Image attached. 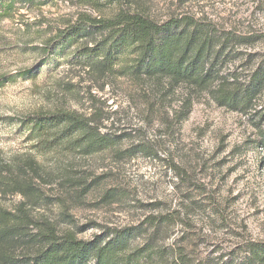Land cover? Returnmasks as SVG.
I'll return each mask as SVG.
<instances>
[{"label": "trees", "instance_id": "1", "mask_svg": "<svg viewBox=\"0 0 264 264\" xmlns=\"http://www.w3.org/2000/svg\"><path fill=\"white\" fill-rule=\"evenodd\" d=\"M194 1L175 0L174 8L156 16L147 0H74L97 14L79 11L42 39L35 47L40 56L37 66L52 55H70L71 64L102 81L101 88L109 78H125L143 84L145 96L156 101L177 92L179 103L172 118L179 124L193 103L205 97L241 116L250 129L244 141L253 138L264 168V53L254 51L264 34L192 11L189 6ZM46 2L0 0V24L12 20L21 7ZM25 71L23 75L29 73ZM5 80L0 77V87ZM89 111L57 109L16 120L29 130L33 151L21 160L13 157L0 163V264H200L184 230L193 220L191 211L199 207V197L207 195L190 184L184 166H173L186 187L185 192L177 187L173 205L151 202L136 220L103 224L91 238L78 236L81 228H76L67 205L59 204L53 217L45 212L54 197L43 190L49 182L37 154L85 158L115 150L127 160L138 154L158 156L154 141L118 133L113 121L104 124L98 108L93 105ZM164 116L168 126L167 109ZM129 137L130 145L117 150ZM65 167L59 166L64 169L60 185L75 201L99 183V175L76 177ZM7 195L21 198L8 207L1 202ZM125 196L122 190L108 188L101 199L110 204ZM62 222L70 226L63 227ZM203 264H264V240L243 239L216 259L206 255Z\"/></svg>", "mask_w": 264, "mask_h": 264}, {"label": "rangeland", "instance_id": "2", "mask_svg": "<svg viewBox=\"0 0 264 264\" xmlns=\"http://www.w3.org/2000/svg\"><path fill=\"white\" fill-rule=\"evenodd\" d=\"M174 1L147 0L156 16L174 8ZM189 7L219 22L241 23L245 29L264 34V0H196ZM79 11L97 14L74 0H47L41 6L21 7L12 20L0 24V77L6 79L0 87V163L13 157L21 160L33 151L29 130L16 122L19 117L57 109L88 113L94 105L104 124L113 121L118 133L130 132L154 141L158 156L138 154L127 160L119 158L115 150L85 158L37 154L47 173L44 179L49 182L43 190L54 197L53 204L44 209L49 216L58 215L59 204L67 205L76 228H81L78 236L86 239L103 224L134 221L151 202L173 205L177 187L186 191L175 175L176 164L179 169L184 166L190 184L201 187L207 195L199 197V207L191 211L193 220L184 230L193 244L196 262L203 264L208 254L216 259L243 239L264 240L261 151L252 143L253 138L244 141L250 129L241 116L201 97L179 124L172 118V109L179 103L177 92L156 101L145 96L143 90L147 88L143 84L125 78H109L101 88L102 81H95V76L71 64L70 55H52L37 66L40 56L36 45ZM254 51L264 53V36ZM24 70L29 73L23 75ZM166 109L168 126L164 123ZM130 140L125 139L117 150L130 145ZM59 166H66L76 177L99 175V183L75 201L60 185L64 183V169L60 171ZM108 188L122 190L126 196L108 204L101 199ZM20 198L7 195L1 202L11 207ZM212 207L218 216L212 213ZM62 226L70 225L62 222Z\"/></svg>", "mask_w": 264, "mask_h": 264}]
</instances>
